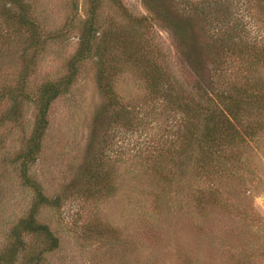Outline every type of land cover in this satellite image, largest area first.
Wrapping results in <instances>:
<instances>
[{"label":"rangeland","instance_id":"obj_1","mask_svg":"<svg viewBox=\"0 0 264 264\" xmlns=\"http://www.w3.org/2000/svg\"><path fill=\"white\" fill-rule=\"evenodd\" d=\"M23 1L38 46L26 47L27 25H17L18 10L4 11L0 3V95L21 85L26 74L22 91L32 98L42 83L67 73L91 0ZM195 3L96 1L95 44L70 90L51 104L41 151L28 171L55 201L37 215L59 241L40 264H264V110L242 98L238 120L255 134L221 145L210 156V170L194 166L196 155L192 162L184 156L191 120L182 95L193 91L195 78L163 17L186 16ZM228 3L233 14L220 15L228 19L220 30L206 32L195 16L188 40L208 47L213 36L233 33L235 46L219 50L216 59L205 56L204 71L216 62L215 81L224 91L231 95L230 86L238 85L249 88L243 96H264V3ZM159 5L167 11L157 12ZM237 21L241 30L231 27ZM240 43L245 56L234 53ZM154 66L156 76L147 73ZM98 67L105 74L102 84L109 82L106 94L97 87ZM19 104L13 121L11 101L0 100V252L37 201L16 161L36 110L24 99ZM31 238H25L29 251L19 252L14 264L41 248Z\"/></svg>","mask_w":264,"mask_h":264},{"label":"trees","instance_id":"obj_2","mask_svg":"<svg viewBox=\"0 0 264 264\" xmlns=\"http://www.w3.org/2000/svg\"><path fill=\"white\" fill-rule=\"evenodd\" d=\"M96 1L98 0H91V11L82 26L78 48L69 60L67 73L62 78L42 83L31 98V95H26L22 91L25 82L24 79L27 78L26 74H24L21 78L23 79L21 85L8 88L0 95V100L7 96V99L11 101L8 113L11 116L10 119L13 121L18 120L20 116L21 106L19 100L24 99L34 104L36 110L35 123L26 141V146L17 154L16 161L20 160L22 183L34 188L37 196V201L33 203L27 215L20 219L10 230L8 235L10 242L0 252V264H14L18 260L19 252L29 251V244L26 245L25 241L26 236L27 238L39 239L42 244L40 249L33 250L25 255L24 264H40L45 253H49L58 247V238L54 236L48 225L39 222L37 218L41 207L47 205V202L51 203L55 201L48 199L42 194L36 183L32 182V179L28 176V171L30 170L31 164L35 163L41 151L42 141L48 126V110L51 104L59 96L70 90L76 80L79 66L89 57L93 49V44H95L94 38L97 34L95 28ZM155 1L158 2L159 0ZM257 2L258 4H262L264 0H257ZM0 3L2 6L4 5V11L10 12L13 9L18 10V14L15 16V23L20 26L27 25L26 31L28 38L26 39V47L36 48L38 46V39L35 38L36 29L28 21V5L23 0H0ZM165 10L164 6H156L157 12H165ZM232 14L228 0H196V3L186 16H182V13L178 12L174 16L167 13L163 17L164 20L168 21V29L171 31V35L177 40L180 54L187 62L195 78L193 80V91L182 95L183 101L181 107L187 118L191 120V122L187 120L185 124L187 127L185 128L186 140L184 143L186 149L184 150V156H186L188 162H192L193 156L196 155L195 158L197 160H195L194 166L204 172L215 166L210 156L218 152V148L221 149V145H235L244 138H252L255 134L254 127L250 125L243 126L238 120L239 112H242L243 109L241 107L243 100H251L257 111L264 110V96L261 95V91L258 94L257 92H252L250 95L243 96V93L247 92L249 88L231 85L232 94L230 95L229 91H224L215 81L219 70V65L216 62L212 64L211 68L209 66L206 72L204 71L203 59L205 56L210 57L209 59H216L214 55L219 50L220 54H223L229 51V46H235L230 43L231 39L234 38L233 33H230L226 37L213 36L208 47H203V43H199L198 45L197 42L194 44L188 40L187 36L191 27L190 23L194 19L193 17L197 16L200 18L198 20L201 24L206 25L207 29L204 27L205 31L211 32L215 29L220 30L221 24L226 21L228 22V19L224 21L226 18L221 20L220 15L227 17ZM231 27L232 29L241 30L242 23L240 21L233 22ZM235 52L245 56L247 53L245 44H241L238 48L236 47L234 49ZM95 54H99L98 49H95ZM154 67L155 70L152 72L147 71V73L156 76L158 69H156V66ZM104 75V71L98 67L97 87L100 92L106 94L108 93L109 82H107L108 84H102L101 81ZM153 83L151 82L149 85L155 87Z\"/></svg>","mask_w":264,"mask_h":264}]
</instances>
